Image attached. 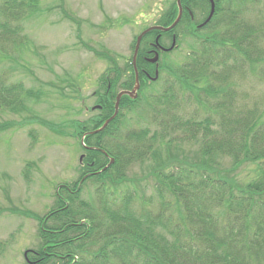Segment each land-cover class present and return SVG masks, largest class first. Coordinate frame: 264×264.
Here are the masks:
<instances>
[{"label":"trees","instance_id":"trees-1","mask_svg":"<svg viewBox=\"0 0 264 264\" xmlns=\"http://www.w3.org/2000/svg\"><path fill=\"white\" fill-rule=\"evenodd\" d=\"M38 4L1 1V58L7 59L12 47L29 48L27 39L20 42L18 37L22 21L39 11ZM260 7L264 9V0L220 1L204 31L192 26L187 33L183 19L179 21L174 28L178 40L192 35L195 44H189L182 62L163 58L158 79L147 83L141 78L137 98L122 96L118 115L108 126L84 137L92 149L81 145L85 156L79 179L59 185L53 207L35 216L38 245L27 253L25 264H264ZM169 16L157 24L168 26L174 13ZM141 53L137 66L143 77ZM94 54L119 67L107 53ZM125 67L126 82L117 83L116 74H110L109 89L104 75L100 77L95 104L101 108L93 115L72 119L64 128L41 123L62 135L73 124L79 139L98 129L113 113L116 93L134 85L131 59ZM161 82L166 86L155 90ZM33 95L20 82H0V111L17 113L24 107L22 96ZM127 112L141 117L144 128L128 127ZM33 121L38 122L32 115L4 121L0 132ZM111 158L114 162L107 166ZM136 165H144L145 173L130 178ZM242 171L246 173L239 179ZM87 182L95 185L90 200L82 198Z\"/></svg>","mask_w":264,"mask_h":264},{"label":"rangeland","instance_id":"rangeland-1","mask_svg":"<svg viewBox=\"0 0 264 264\" xmlns=\"http://www.w3.org/2000/svg\"><path fill=\"white\" fill-rule=\"evenodd\" d=\"M172 1L39 0V11L22 21L23 34L18 40L27 39L29 48L16 51L12 47L9 59L0 57V82L5 86L20 82L35 95L22 96L24 107L17 113L0 111V123L22 121L31 115L38 122L0 132V264H25L24 251L38 245L35 216L41 217L53 207L59 185H72L80 176L83 152L75 125H69L62 135L41 122L64 128L72 119L93 115L99 78L109 65L94 50L125 64L132 57L136 36ZM100 2L113 7L103 12ZM260 12L264 15L263 7ZM177 44L167 56L168 62H182L189 44L195 42L186 34ZM164 86L161 82L155 90ZM126 118L131 129L146 125L135 112H127ZM145 170L144 165L133 166L129 177H142ZM245 173H239V179ZM81 188L82 198L94 197V184L87 182Z\"/></svg>","mask_w":264,"mask_h":264},{"label":"flooded vegetation","instance_id":"flooded-vegetation-1","mask_svg":"<svg viewBox=\"0 0 264 264\" xmlns=\"http://www.w3.org/2000/svg\"><path fill=\"white\" fill-rule=\"evenodd\" d=\"M220 1H223V0H180L179 5H178L177 0H174L172 2L175 3L176 9H172L173 4L171 5V3H172L171 2L170 6H167L158 14V16H157V18L153 24L147 25V26L142 28V30L140 31V34L149 28H151V29L148 32H146L145 34H143V36L140 39L138 50L136 53V58H135V64L133 63V59H132L133 56L131 57V65L133 68V75H134V77H133L134 78V84L136 83V79H138L139 89H140V79L141 78H142V80L146 79L147 83H154L158 79L161 60L163 58L166 59L167 56L169 55V53H171L173 50L177 49L176 47L178 46V44H177L178 38H177L176 32L174 31V28L179 23V21H181L183 19L184 24L182 25L183 26L182 28L186 29L187 33L192 26L195 28V30L204 31L210 25V23L214 17V13L216 12V5L219 4ZM118 3H120V2H118ZM112 7H113V5L111 6V3L106 4L105 7H104L102 2L99 3V9L103 12H107V10L112 9ZM212 7H213V13H212V16L210 17V19H208ZM96 8H98V7H96ZM62 9L64 10L63 4H62ZM171 13H174V19H173L172 23L175 21L178 14H180L179 21L169 30L164 31V30L157 29L156 27L167 28L172 24V23H170L168 26L157 24L163 18L169 19V17H170L169 15ZM121 16L123 17L124 15H121ZM107 18H108V16H107ZM107 20H109V19H107ZM194 33L197 34L196 32H194ZM190 36H192V35H190ZM173 41H175V46H174V48L169 49L171 47ZM135 45H136V38L134 40L132 55H133ZM140 52H142L140 55L141 56L140 66L142 67V65H143L146 67V68H143V67L140 68L141 74L143 75V77L140 76L138 66H137V58H138V54ZM155 54H157V61L152 62L151 59H153L155 57ZM129 61H130V59H129ZM129 61H126V63ZM117 64L119 65V67L118 66L114 67L113 65L109 64L106 67L105 72L103 73V75L107 81L108 89L110 88V83L113 81L112 75L109 76L110 74H113V73L116 74V80L115 81L117 83L126 82L125 80L127 79V74H129V72L126 70L124 63H122V64L117 63ZM115 69H116V71H113ZM156 71L158 73V77L154 79ZM139 89L137 90V93H138ZM129 90H131V89H129ZM129 90L122 89V90H119L116 94H118L121 91H129ZM123 96H127V95L125 94ZM137 96H138V94H137ZM137 96L135 98H133V100L136 99ZM96 107L98 109H100L101 105L96 104ZM87 148H88V146H87ZM81 166H84L83 161L81 163ZM89 168H92V166H89ZM92 173L93 172H89L88 174H92ZM30 251H32V250H30ZM26 260H27V257H26Z\"/></svg>","mask_w":264,"mask_h":264},{"label":"water","instance_id":"water-1","mask_svg":"<svg viewBox=\"0 0 264 264\" xmlns=\"http://www.w3.org/2000/svg\"><path fill=\"white\" fill-rule=\"evenodd\" d=\"M179 2H180V0H177L178 5H179ZM212 13H213V7L211 8V12H210V15H209L208 19H210V17L212 16ZM179 17H180V14H178V16L176 17L175 21L167 28H160V27H156V28L159 29V30H164V31L169 30L170 28H172L179 21ZM150 29L151 28L145 30L144 32H142L137 37L136 45H135V49H134V54H133V58H132L134 64H135V58H136V53H137V50H138L140 39L143 36V34L148 32ZM174 46H175V41H173V43H172V45H171V47L169 49L174 48ZM151 61L152 62L157 61V54H155V57L153 59H151ZM157 76H158V73L156 71L154 79L157 78ZM138 88H139V83H138V79H136V83H135V85H134V87L132 88L131 91H121V92H119L117 94V96H116V100H115V104H114V108H115L114 113L108 119H106V121L103 123V125L101 127H99L98 129H96V130H94V131H92L90 133H97V132L101 131L102 129H104L107 126V124L116 116V114L118 112V106H119V101H120L121 96L126 94V95L130 96L131 98H135L136 97V91H137ZM82 139H83V137H82ZM82 158H83V156H80L79 160L81 161ZM112 161H113V159H111L110 163ZM26 254H27V252L24 253L25 257H26Z\"/></svg>","mask_w":264,"mask_h":264}]
</instances>
